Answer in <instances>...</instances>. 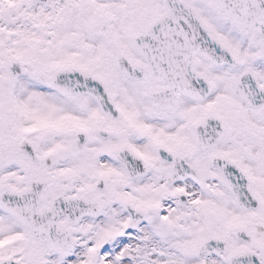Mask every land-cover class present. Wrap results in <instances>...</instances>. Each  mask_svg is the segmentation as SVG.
I'll return each instance as SVG.
<instances>
[{
	"label": "snow or ice",
	"instance_id": "obj_1",
	"mask_svg": "<svg viewBox=\"0 0 264 264\" xmlns=\"http://www.w3.org/2000/svg\"><path fill=\"white\" fill-rule=\"evenodd\" d=\"M0 264H264V0H0Z\"/></svg>",
	"mask_w": 264,
	"mask_h": 264
}]
</instances>
